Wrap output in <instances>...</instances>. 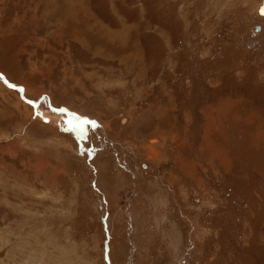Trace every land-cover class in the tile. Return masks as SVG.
Masks as SVG:
<instances>
[{"label":"rangeland","instance_id":"rangeland-1","mask_svg":"<svg viewBox=\"0 0 264 264\" xmlns=\"http://www.w3.org/2000/svg\"><path fill=\"white\" fill-rule=\"evenodd\" d=\"M263 9L0 0V264H264Z\"/></svg>","mask_w":264,"mask_h":264},{"label":"water","instance_id":"water-1","mask_svg":"<svg viewBox=\"0 0 264 264\" xmlns=\"http://www.w3.org/2000/svg\"><path fill=\"white\" fill-rule=\"evenodd\" d=\"M263 10H264V9H263ZM259 29H260V28H259V27H257V28H256V31H258Z\"/></svg>","mask_w":264,"mask_h":264},{"label":"bare ground","instance_id":"bare-ground-1","mask_svg":"<svg viewBox=\"0 0 264 264\" xmlns=\"http://www.w3.org/2000/svg\"><path fill=\"white\" fill-rule=\"evenodd\" d=\"M44 114V113H43Z\"/></svg>","mask_w":264,"mask_h":264},{"label":"crops","instance_id":"crops-1","mask_svg":"<svg viewBox=\"0 0 264 264\" xmlns=\"http://www.w3.org/2000/svg\"><path fill=\"white\" fill-rule=\"evenodd\" d=\"M188 176V175H187Z\"/></svg>","mask_w":264,"mask_h":264}]
</instances>
